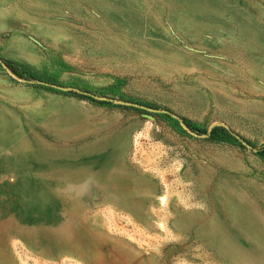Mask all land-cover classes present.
<instances>
[{
    "label": "rangeland",
    "instance_id": "374dc122",
    "mask_svg": "<svg viewBox=\"0 0 264 264\" xmlns=\"http://www.w3.org/2000/svg\"><path fill=\"white\" fill-rule=\"evenodd\" d=\"M263 144L264 0H0V264H264Z\"/></svg>",
    "mask_w": 264,
    "mask_h": 264
},
{
    "label": "trees",
    "instance_id": "16d2710c",
    "mask_svg": "<svg viewBox=\"0 0 264 264\" xmlns=\"http://www.w3.org/2000/svg\"><path fill=\"white\" fill-rule=\"evenodd\" d=\"M1 62L3 63L5 68L11 74H13L16 78H18L20 80H24L26 82H34L36 79H38V80L42 79L39 76H37L30 68H28L25 65L17 64L15 62L6 61V60H1ZM68 94L72 95L76 98H79V99H88V97H86L85 95L78 94L75 92H68ZM186 125L190 129L197 131L199 133H205L206 132L205 129L195 128L194 126H192L188 122H186ZM209 138L222 140V141H226V142H232V143H236V144L240 145L239 140H237L234 136H232L229 131L225 130L223 127H220V126L212 128V130L210 131ZM257 153L260 155H264V144L262 145L260 150L257 151Z\"/></svg>",
    "mask_w": 264,
    "mask_h": 264
},
{
    "label": "clouds",
    "instance_id": "9594fccd",
    "mask_svg": "<svg viewBox=\"0 0 264 264\" xmlns=\"http://www.w3.org/2000/svg\"><path fill=\"white\" fill-rule=\"evenodd\" d=\"M91 190H92V185L91 184H85V185H83V191H81L79 194L81 196L87 195ZM73 195H76V193L74 192Z\"/></svg>",
    "mask_w": 264,
    "mask_h": 264
}]
</instances>
